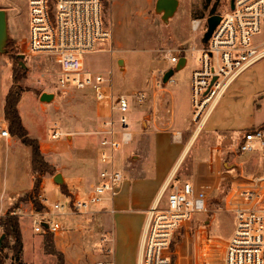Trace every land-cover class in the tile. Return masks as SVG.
<instances>
[{
    "label": "rangeland",
    "instance_id": "1",
    "mask_svg": "<svg viewBox=\"0 0 264 264\" xmlns=\"http://www.w3.org/2000/svg\"><path fill=\"white\" fill-rule=\"evenodd\" d=\"M177 1L179 3L177 12L165 22L163 13L156 10L157 0H104L102 2L104 22L112 31L113 41L98 42L97 50L85 60L87 70L106 74L114 93L127 95L131 105L125 115L130 122L129 129L134 138L129 145L116 153L115 164L121 170L125 166L126 169H123L125 182L131 184L129 190L133 195L149 196L167 175L179 155L178 151H148L149 147L144 146L141 131H145L146 127L143 123L153 121L155 112L152 111L142 118L146 102L140 104L134 95L145 92L151 97L154 83L159 85L164 83V74L177 66L168 63L166 53L170 51L177 55L179 48L184 49L186 52L181 58L186 57L187 63L181 70L175 71L172 77L175 83H168V86L172 85L174 88L176 98V104L170 105H174L176 118L180 123L183 121L189 126L190 132L198 129L200 124L192 122L191 78L197 68V59L206 32H203V28L194 32L192 21L200 20L202 26H206V20L210 15L226 12L231 3V0ZM0 10L6 11L8 35L4 52L2 51L4 46H0V130L4 123L3 102L13 85V71L20 69L19 66L23 67L24 71L18 72L25 73V77L19 85L26 93L22 96L19 109L30 136L39 141L43 155L50 152L52 156L55 154L58 156L64 151L61 155L64 164L70 166L72 171L79 172L81 158L92 159L84 155V152L92 149L95 151L94 148L101 139L98 132L108 118L109 111L106 106L97 103L90 91L61 88L58 82L61 68L55 57L28 53V0H0ZM255 42L264 44V22L261 33L255 37ZM110 50H113V53ZM45 91L53 92L55 95V99L50 103L39 102L40 94ZM164 115L169 117L166 112ZM262 120H264V59L242 74L229 87L209 122L199 132L192 151H187L181 158L179 167L173 174L172 178L178 182L192 183L198 195L205 197L208 204L207 212L196 215L189 229L177 237L175 248H179V256L176 257L178 264L220 263L222 253L218 243L221 240H229L236 225L234 214L227 204L232 190L245 179L264 177V153H243L239 149V141L245 132L255 129ZM178 125L173 131L179 129ZM55 128H59L63 134L58 139L52 138ZM209 135L211 145L219 149L195 151L209 139ZM13 138L8 141L0 138V210L4 213L0 216V240L4 235L1 219L6 218L10 209L19 198L28 193L33 183L30 150L18 139ZM123 151L127 152L126 155ZM68 172L70 171L68 170L66 174ZM59 173L55 169V175L52 177ZM65 183L63 179L60 184L54 181L56 186L46 182L45 193L41 185L37 201L43 207L42 200H48L49 204L47 203L46 207H49L50 203H67L81 197L72 196L67 190H63ZM95 183L93 181L87 183L88 187L79 186V192L84 194L82 197H87L88 191ZM30 202L18 203L19 208H23L21 213H30L34 206ZM105 204L94 206L93 211L99 209L97 213L105 214L110 210ZM17 210L16 213L19 212ZM94 214L90 217L78 215L79 219L85 220L77 224H67L68 215L58 217L57 221L62 225L59 233L69 229L73 231L93 228L96 221L91 217H94ZM17 215L21 224L22 217ZM33 235L31 243L28 240L26 242V259L29 261L33 259L32 264H35L37 249L31 247L41 246L43 254L47 255L46 264L64 262L58 255L49 254L51 248L48 246L46 234ZM6 244L8 259L10 264H13L14 239H9ZM100 249L108 254L107 248L101 246Z\"/></svg>",
    "mask_w": 264,
    "mask_h": 264
},
{
    "label": "built area",
    "instance_id": "2",
    "mask_svg": "<svg viewBox=\"0 0 264 264\" xmlns=\"http://www.w3.org/2000/svg\"><path fill=\"white\" fill-rule=\"evenodd\" d=\"M102 2L28 0V53L55 57L61 68L58 81L61 88L90 91L95 100L107 104L109 110L98 132L102 165L98 181L86 198L50 203L49 207H46L48 200H42L43 209L31 214L37 234H58L62 228L58 217L94 213V206L115 199L125 181L124 172L116 167L115 160L117 151L133 138L125 115L131 105L127 96L114 93L106 74L85 67L86 57L97 50L98 42L112 41V31L104 22ZM218 15L221 20L200 49L191 78L193 121L200 125L206 123L233 82L264 59V44L255 42L264 22V0H231L228 10ZM201 28L204 33L207 31V25L202 26L200 20L192 21L194 32ZM185 52L180 48L177 55L169 51L166 59L170 65H177ZM134 98L142 103L146 96L141 92ZM3 122L0 137L8 138V127ZM55 130L52 138L58 139L62 133L59 128ZM239 149L243 153H264V125L245 132ZM227 204L236 225L231 238L218 243L222 253L219 264H264V177L238 183ZM207 205V199L196 193L192 183L170 177L147 210L140 264H177V237L189 229L196 215L207 212Z\"/></svg>",
    "mask_w": 264,
    "mask_h": 264
},
{
    "label": "crops",
    "instance_id": "3",
    "mask_svg": "<svg viewBox=\"0 0 264 264\" xmlns=\"http://www.w3.org/2000/svg\"><path fill=\"white\" fill-rule=\"evenodd\" d=\"M112 38H113V34H112ZM120 59L118 60V62L120 61ZM169 82L175 83V80H172L171 78ZM169 82L162 83L160 85L156 84L155 82L151 97H149L148 95H146L145 92H143L146 96L147 101L146 99L144 101L146 102L145 103L146 106L144 107L145 111L142 118L146 117L152 111L155 112V117L153 121L150 120L148 123L145 122L143 123L144 126L146 127V130L143 132L141 131V136H142V140L144 141V146L146 145L147 147H149L148 151H178L179 152V155L175 160L172 168L169 170L167 175L162 178L160 183H158L156 187L151 191L150 195L146 197L141 195L131 194L129 190L130 189L129 186L131 184H127V182L124 181V184L120 189L119 194L115 197V199L112 202L110 203L107 202V204H105V206H108L110 208L109 210L110 212L108 211L109 213L106 212L105 214L97 213L98 212L97 210L99 209H96L95 210L96 214H94L95 212L92 213L94 214V217L91 218H95L96 221L93 228H90L88 230H84L82 228H80L79 230L76 229L78 231L76 230L69 231L70 230L69 229L68 231H64L62 233L53 235L54 248L58 253H61L63 255L64 264H96L100 261H105L100 258H105L107 259L106 261H111L113 264H140V246H141V240H142V235L146 221L147 210L153 205V203L157 199L163 185L167 182L166 180L172 177L173 174L178 169L181 158L186 154L187 151H192V148L195 145L194 142L198 137L199 132L206 126V124L209 122L212 114L215 111L214 110L211 113L208 120L204 125H202L201 128L198 129L195 128L193 132H190L189 126H186L183 121L180 123V121H178V119L176 118V114L174 110V105L176 104V98L174 96L175 91L172 85L168 86ZM44 93L53 94V92L45 91L40 94V97ZM40 97H39V102H40ZM5 100H6V96H5ZM191 101H192V91H191ZM170 103L171 104L175 103V104L171 106ZM98 104L100 105V103ZM101 105L106 106L107 111H109L107 104L102 103ZM164 105H166L165 108ZM4 107H5V101L3 102V110ZM165 112L166 115H169V117H166L164 115ZM19 113H20V109H19ZM21 118L25 128L27 129L22 115ZM192 122L194 123L193 117H192ZM6 125L7 124L5 122L4 126ZM177 125L179 126V129L173 131L175 127H177ZM263 125H264V120L258 123V126H255V128L261 127ZM59 132L61 131L59 130ZM11 138L12 137L10 136L4 139L8 141V139ZM100 141L98 140V145H96L94 148L95 151H93L92 149V151H85L86 153L84 152V155H88V158H92V159L91 160L86 159L85 157L81 158L80 161L81 170L79 172L72 171L70 166L64 164V159L61 157L64 151L60 153L58 156L56 154L55 156H52L50 152L44 153L46 161L60 172L59 174L62 176V179L66 182L65 187L68 194L76 197H80L81 195L80 198H84L82 197L84 194H81L79 192L80 191L79 186L82 185L88 187L87 183H91L92 181L97 182L100 172L99 168L101 167L99 162ZM210 141H211V135H209V139L206 140L204 143H202L201 146L198 147L195 151H217L219 147L212 146ZM11 143L8 142V144ZM124 147H122L120 150H122ZM132 151H137V150H132ZM123 153L124 155H126L127 152L125 153L123 151ZM123 169L124 170L126 169L125 166L122 167V171L124 172L125 175V171ZM68 170L70 172L66 174ZM46 182H50V184L56 186L54 184V177L50 175H45L42 180V191L44 193H45L44 189ZM33 185H34V178H33L32 188ZM90 186L91 185H89V187ZM32 188L27 192H30ZM31 205L33 204L31 203ZM11 206L12 205H10V207ZM22 209L23 208L20 207L17 210L20 213L17 212V214L21 215L23 220V222L21 223V230H22L23 244H24L23 258L26 264H32L33 259L31 261L26 259L27 251L25 247L27 240L31 243V239L34 236L33 234H35L33 230V225H31L32 224L31 214H33L36 211V209L34 206H32L30 213H25V212L21 213ZM92 214H89V217L92 216ZM1 215H4V213L1 212L0 210V216ZM68 217L69 218L66 219V223L68 222L67 224H77V222H82L85 220V218L79 219L78 215H68ZM104 237L105 239L103 240ZM224 242L226 241L221 240L219 243H224ZM101 246H103V248H107L108 254L100 249ZM35 247L36 246L31 247L34 250L37 249L35 250L36 251L35 264H46L45 260L46 262H48L46 259L47 255L43 254L42 247L41 246H38V248ZM178 251L179 248L177 247L176 249L177 256H179ZM89 256L92 257L91 258L92 260L89 258ZM9 260L10 259H7L5 264H10ZM50 260L54 262L53 259Z\"/></svg>",
    "mask_w": 264,
    "mask_h": 264
},
{
    "label": "trees",
    "instance_id": "4",
    "mask_svg": "<svg viewBox=\"0 0 264 264\" xmlns=\"http://www.w3.org/2000/svg\"><path fill=\"white\" fill-rule=\"evenodd\" d=\"M183 56V55H182ZM20 69H14L13 71V85L9 89L4 107V119L7 123L9 134L18 139L24 146L30 150L31 158V172L34 178V185L30 192H28L24 197L19 198V201L14 204V206L7 213V216L4 220L1 219V224L3 226V233L5 238L0 245V264H5L8 259V250L7 241L11 238L14 239V245L12 247V261L13 264H26L22 258L23 255V236L21 230V224L19 218L16 215V210L19 208V202L31 201L35 209L40 211L43 209L42 205L37 201V194L41 190L42 180L45 175H55V169L45 160L44 155L40 149V143L37 139H34L30 136L28 130L25 128L21 115L19 113V103L22 99L25 90L20 87V81L25 77V73L20 74L18 71H24L23 67ZM63 190H66V187H62ZM48 246L51 250L49 254L58 255L64 260V257L61 253H58L54 248L53 235L46 234ZM64 264V262L62 263Z\"/></svg>",
    "mask_w": 264,
    "mask_h": 264
},
{
    "label": "water",
    "instance_id": "5",
    "mask_svg": "<svg viewBox=\"0 0 264 264\" xmlns=\"http://www.w3.org/2000/svg\"><path fill=\"white\" fill-rule=\"evenodd\" d=\"M233 6V5H232ZM179 7V3L177 0H157L156 2V10L159 13H163V19L165 22H168V20L175 15ZM221 20V17L218 15H215L208 19V29L204 35L203 43H207L209 38L211 37L214 29L219 24ZM8 41V35H7V15L6 11L0 10V46H4V52L6 50ZM2 52V53H3ZM23 57V55H21ZM187 63L186 57H182L177 64L176 68L169 69L163 76V82L167 83L170 81V79L173 77L175 71L181 70ZM55 95L54 94H48L44 93L40 97L41 102L50 103L52 100H54ZM54 181L58 184L62 183V176L60 174L56 175L54 177ZM5 235H3L2 239L0 240V245L2 244V241L4 240Z\"/></svg>",
    "mask_w": 264,
    "mask_h": 264
},
{
    "label": "flooded vegetation",
    "instance_id": "6",
    "mask_svg": "<svg viewBox=\"0 0 264 264\" xmlns=\"http://www.w3.org/2000/svg\"><path fill=\"white\" fill-rule=\"evenodd\" d=\"M216 15H218V14H216ZM213 16H215V14L210 15V16L207 18V20H206L207 29H208V22H207V21H208L209 18H211V17H213ZM218 16H219V15H218Z\"/></svg>",
    "mask_w": 264,
    "mask_h": 264
},
{
    "label": "bare ground",
    "instance_id": "7",
    "mask_svg": "<svg viewBox=\"0 0 264 264\" xmlns=\"http://www.w3.org/2000/svg\"><path fill=\"white\" fill-rule=\"evenodd\" d=\"M202 127V125H200V127L199 128H201ZM173 177V176H172Z\"/></svg>",
    "mask_w": 264,
    "mask_h": 264
}]
</instances>
